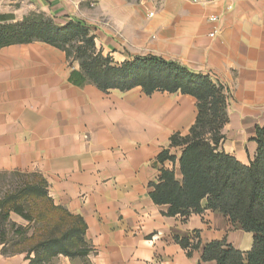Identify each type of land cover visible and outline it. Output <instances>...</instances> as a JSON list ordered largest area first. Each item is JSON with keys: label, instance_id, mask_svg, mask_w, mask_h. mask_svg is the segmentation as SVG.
Returning <instances> with one entry per match:
<instances>
[{"label": "crops", "instance_id": "crops-1", "mask_svg": "<svg viewBox=\"0 0 264 264\" xmlns=\"http://www.w3.org/2000/svg\"><path fill=\"white\" fill-rule=\"evenodd\" d=\"M62 26L86 24L95 47L114 64L154 56L209 77L224 88L227 122L219 150L249 165L264 126V0H28ZM13 0H0L8 23L22 19ZM218 18L217 24L208 20ZM219 33L210 38L213 28ZM76 61L42 42L0 49V173L37 174L55 206L86 227L84 258L57 256L50 264H216L201 262L202 249L224 241L246 254L253 235L206 209L185 220L155 205L150 184L161 168L181 180L174 134L194 125L196 100L180 92L140 87L102 92L69 82ZM170 149L174 165L157 156ZM18 217L14 214L10 218ZM198 233L190 256L175 241ZM32 258L33 256H29ZM0 264H30L26 253H2Z\"/></svg>", "mask_w": 264, "mask_h": 264}, {"label": "trees", "instance_id": "trees-1", "mask_svg": "<svg viewBox=\"0 0 264 264\" xmlns=\"http://www.w3.org/2000/svg\"><path fill=\"white\" fill-rule=\"evenodd\" d=\"M10 19L9 15H0V49L33 42L48 44L64 52L67 60L78 63V70H72L69 76V82L74 86L91 84L102 92H126L140 87L147 96L155 92H180L193 97L197 109L194 125L188 135L174 134L170 138V148L181 149L178 159L181 180L176 179L173 169L161 168L158 182L150 184L149 196L155 205L168 206V216H179L183 220L190 214L203 213L201 202L205 200L206 209L222 214L253 235L252 248L246 254L224 241L211 242L202 249L201 262L264 264V126L255 128L257 149L254 160L243 165L219 150L223 140L221 130L227 122L226 95L224 88L209 77L154 56L133 57L114 64L97 51L94 36L80 20H70L59 26L44 13L33 14L22 22L8 23ZM169 150H163L157 156L159 164L169 161L174 165L175 156ZM4 175L6 172L0 173V177ZM36 176L40 179L39 184H24L0 200V221L7 222L14 214L30 222L32 217L19 200L32 198L42 199L51 212L76 222L80 228H70L59 237L39 242L30 251L14 252L26 253L30 264H50L59 255L69 259L84 258L89 249L84 242L86 227L83 220L55 206L48 196L46 181ZM20 229L18 227L16 231ZM73 241L80 248H73ZM175 241L188 256L200 247L198 233L191 239ZM5 244V232L0 227L2 253H14L7 252Z\"/></svg>", "mask_w": 264, "mask_h": 264}, {"label": "rangeland", "instance_id": "rangeland-1", "mask_svg": "<svg viewBox=\"0 0 264 264\" xmlns=\"http://www.w3.org/2000/svg\"><path fill=\"white\" fill-rule=\"evenodd\" d=\"M13 6L17 9L18 16L22 19L31 18L33 14H42L38 4L28 0H13ZM6 172L0 177V200L15 191L24 184H39V177L33 174ZM32 220L26 222L20 217L9 218L7 222L0 221V227L5 232L7 252L30 251L37 243L50 238L63 235L70 228L79 229V225L66 218H62L57 212H51L42 199L22 198L19 200ZM21 229L17 232V228ZM73 248L80 245L73 241ZM33 256V255H30Z\"/></svg>", "mask_w": 264, "mask_h": 264}, {"label": "built area", "instance_id": "built-area-1", "mask_svg": "<svg viewBox=\"0 0 264 264\" xmlns=\"http://www.w3.org/2000/svg\"><path fill=\"white\" fill-rule=\"evenodd\" d=\"M192 2L195 4H205L208 2V0H192ZM208 21L212 24H217L219 20L217 17L212 16L209 18ZM218 33H219V30L215 27V28H213L212 32L209 34V37L214 38L218 35Z\"/></svg>", "mask_w": 264, "mask_h": 264}]
</instances>
